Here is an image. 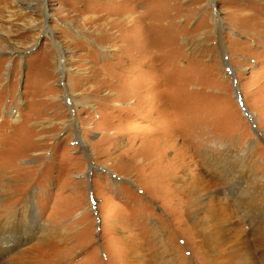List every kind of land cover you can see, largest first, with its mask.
Segmentation results:
<instances>
[{
  "label": "rangeland",
  "instance_id": "rangeland-1",
  "mask_svg": "<svg viewBox=\"0 0 264 264\" xmlns=\"http://www.w3.org/2000/svg\"><path fill=\"white\" fill-rule=\"evenodd\" d=\"M167 173L264 264V0H0V264H214Z\"/></svg>",
  "mask_w": 264,
  "mask_h": 264
},
{
  "label": "bare ground",
  "instance_id": "bare-ground-1",
  "mask_svg": "<svg viewBox=\"0 0 264 264\" xmlns=\"http://www.w3.org/2000/svg\"><path fill=\"white\" fill-rule=\"evenodd\" d=\"M220 148V151L217 153H215V150L214 152H210L211 150L208 151L206 149L202 151V155L204 157L205 155L208 156L209 161L211 160V163L217 169V176L219 178H221L222 176L220 180H223V183H227L226 188L229 190L228 192L230 193V195H235L233 189L240 187V182L242 181V179L240 178V174L241 172H243L244 175L246 173V170H244V165L242 164L235 165V162H237L238 158L241 157V155L239 157L238 155H234L232 153L233 150L226 145L220 144ZM239 159L241 160V158ZM184 174L186 177L183 178H181V176H179V178L176 176V178L172 179L171 177L173 175L170 173H167L166 176L167 179H170L171 183H177L178 187L176 190L179 191V194H174V196H176L177 199H179V201L183 203V209L186 217L191 220L192 226L197 228L200 244L199 246L201 248L203 247L204 252H206L212 258L211 261H213L214 264H257V261H255L256 257L254 254V250L248 247V243L245 242V239H243L245 234L243 233V231H241L242 233L239 234L238 230H233V228L231 227L232 224L230 222L231 216L227 214V211H225L223 206H221L223 204L220 203V198H217V194L220 192L219 189H217L218 181L210 178L206 180V183H204V181L202 182L201 178L196 181V178H192L188 173ZM164 180L165 179H161V181ZM164 184L166 183H163V185ZM255 189L257 193L252 194L253 192H250V197L251 195L255 196V198L253 199L258 201L259 203L263 201L262 207H260L258 203H255L252 198H249L246 195H243V200L240 202L242 208L245 207L243 209L246 212L245 214L253 218L251 222H254V217L256 219L255 221H263V218L260 217L264 213V195L261 194L260 189ZM201 190L202 192L206 191V193L198 194ZM207 191L209 192L207 193ZM258 213H260L261 216ZM228 233H230L231 235L225 237ZM234 240L238 244L239 250L235 243L233 246L231 245L232 247L227 245L232 241L234 242ZM162 247V251H165L167 253L170 252L169 250H167V248L169 247L167 246L166 242L164 243V240L162 243ZM240 248L242 253L247 249L248 252L246 254L239 255L237 253V250L240 252ZM172 257L174 256L172 255ZM170 261L174 260L170 258ZM168 263L171 264L170 262ZM136 264L148 263L143 261L141 263L140 261V263Z\"/></svg>",
  "mask_w": 264,
  "mask_h": 264
}]
</instances>
